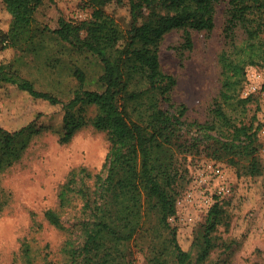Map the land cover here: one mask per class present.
Here are the masks:
<instances>
[{
	"label": "trees",
	"instance_id": "obj_1",
	"mask_svg": "<svg viewBox=\"0 0 264 264\" xmlns=\"http://www.w3.org/2000/svg\"><path fill=\"white\" fill-rule=\"evenodd\" d=\"M4 1L17 4V0ZM29 1L34 7L44 2ZM82 1L91 13L80 44L75 42L79 29L72 20L59 18L58 27L49 32L74 52L97 57L102 63L97 78H89L78 66L72 67L76 86L64 101L51 91L37 88L13 67L5 70L0 65V87L15 85L34 99L63 105L61 142L70 141L87 123L108 135L104 173L73 171L58 193L59 210L72 206L76 200L81 202L79 237H68L62 247L66 264H133L134 248L143 253L144 264H228L227 259L212 257L217 249L227 252L232 246L216 234L219 226H229L222 202L216 200L209 207L196 236L193 256L180 247L169 218L176 212L177 181L188 171L182 160L205 148L227 152L229 138L246 128L234 125L235 118L227 108L239 101L246 69L264 65V0H227L225 42L218 55L220 89L209 119L203 123L181 118L186 107L175 105L170 99L176 79L162 71L159 51L164 36L174 29L210 32L216 6L223 0H143L140 4L127 0L131 23L112 63L104 59L94 40L107 20L105 6L125 0ZM32 20V16L14 15L1 41L5 42L4 47L21 40L30 42L34 36L30 33ZM238 31L242 33L240 38ZM181 46L192 47L188 30ZM92 85H97V89H92ZM163 102L171 110L163 108ZM90 106L95 114L89 118L86 111ZM27 128L9 132L0 127V163L17 154ZM247 128L245 140L254 141L259 127ZM151 159L170 169L164 187L151 171ZM44 217L61 227L59 211L48 209ZM20 252L23 264H34L36 254L27 243H23Z\"/></svg>",
	"mask_w": 264,
	"mask_h": 264
},
{
	"label": "rangeland",
	"instance_id": "obj_2",
	"mask_svg": "<svg viewBox=\"0 0 264 264\" xmlns=\"http://www.w3.org/2000/svg\"><path fill=\"white\" fill-rule=\"evenodd\" d=\"M134 1L143 3V0ZM34 6L29 0H17L16 5L0 0V65L5 70L13 67L37 88L67 101L76 86L72 67L78 66L89 78H97L102 63L90 53L74 52L49 31L58 27L59 18L72 20L79 29L75 42L80 44L91 11L82 0H44ZM226 7L227 0L217 4L210 32L178 28L161 41V69L176 79L170 99L175 105L186 107L181 118L187 122L207 121L219 93L218 55L225 42ZM104 10L107 20L94 45L112 63L130 27V5L127 0L112 2ZM16 14L32 16L30 33L34 36L30 42L21 40L4 47L2 38ZM186 30L192 40L190 49L181 48ZM238 36H242L241 31ZM254 69L260 75L253 80L258 90L252 92L249 77ZM263 85L264 65L248 67L238 92L239 101L227 108L235 118L234 125L246 128L229 138L228 154L223 149L214 152L215 148H205L182 160L188 171L177 181L176 212L169 221L176 229L180 247L192 256L207 211L218 200L227 212L229 226H219L216 234L232 246L227 252L217 249L212 257L227 259L228 264H264ZM92 89H97V85H92ZM162 106L169 108L167 102ZM63 113L62 104L51 105L34 99L15 85L0 87V127L9 132L32 127L23 135L17 154L0 163V264H23L20 257L23 243L36 254L34 264H66L63 244L68 237H79L81 202L76 200L72 206L59 210L58 193L73 171L104 173L110 142L105 131L96 130L90 123L79 128L70 141L61 142ZM94 114V107H88L86 116L90 118ZM247 127H259L254 141L245 140ZM150 167L157 183L164 187L170 169L152 159ZM48 209L59 211L61 227L45 219ZM133 253V264H144L143 253L137 248Z\"/></svg>",
	"mask_w": 264,
	"mask_h": 264
},
{
	"label": "built area",
	"instance_id": "obj_3",
	"mask_svg": "<svg viewBox=\"0 0 264 264\" xmlns=\"http://www.w3.org/2000/svg\"><path fill=\"white\" fill-rule=\"evenodd\" d=\"M258 75H260V73H259L257 70H255V69L252 70V72L250 73V77H249L250 85H249V87L251 88V91H252V92L258 90L257 85H256L255 82L253 81L254 79L257 78Z\"/></svg>",
	"mask_w": 264,
	"mask_h": 264
}]
</instances>
